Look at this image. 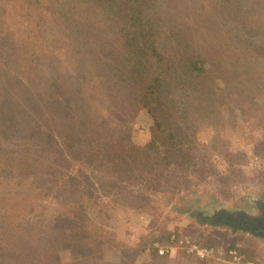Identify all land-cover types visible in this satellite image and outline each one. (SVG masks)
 Instances as JSON below:
<instances>
[{
  "label": "rangeland",
  "instance_id": "obj_1",
  "mask_svg": "<svg viewBox=\"0 0 264 264\" xmlns=\"http://www.w3.org/2000/svg\"><path fill=\"white\" fill-rule=\"evenodd\" d=\"M45 1L66 4L67 12L82 17L75 20L84 23L79 29L83 37L113 19L95 0ZM240 2L244 7L248 0L156 1L157 13L181 31L180 42L175 38L173 50L165 52L167 70L157 89L165 131L141 106L119 111L117 84L99 77L97 84H89L92 91L86 87L92 114L100 112L105 120L97 119L101 141L93 145L87 132L82 138L75 131L71 114L50 112L46 103L39 109V102L31 106L27 100L25 86L36 88L38 79L49 74L51 49L37 38L39 59L23 63L28 73L20 71L18 57L35 38L37 4L0 0V194L20 190V180L33 181L28 197L35 214L26 212L32 211L25 199L18 210L15 206L11 221L15 225L28 215L39 222L24 249L32 253L26 260L3 246L0 231V264H220L230 249L264 264V238L216 221L220 212L250 211L255 199H264V19L258 14L256 21L251 17L240 23ZM214 16V24H208ZM47 20V28L64 32L65 27ZM75 20L69 22L72 30ZM223 44L227 50L220 51ZM175 53L203 59V70L189 82L186 73L175 75L180 69L171 67L176 61L168 58ZM57 54L64 56V50ZM24 101L29 105L20 109L18 103ZM6 103L19 109L7 106V112ZM17 110L20 115H14ZM40 120L46 124L36 128ZM106 121L112 124L109 129ZM86 129L92 130L91 123ZM42 131L60 143L55 150H47ZM30 141L34 148L20 146ZM151 141L156 144L150 148ZM22 148L44 164L54 161L52 173L23 170ZM122 155L126 162L118 161ZM77 214L83 219H76ZM3 222L5 227L11 223ZM70 234L78 243L67 245ZM193 244L211 253L200 257L190 250ZM14 246L16 252L22 249Z\"/></svg>",
  "mask_w": 264,
  "mask_h": 264
},
{
  "label": "trees",
  "instance_id": "obj_2",
  "mask_svg": "<svg viewBox=\"0 0 264 264\" xmlns=\"http://www.w3.org/2000/svg\"><path fill=\"white\" fill-rule=\"evenodd\" d=\"M82 1L84 4L88 3V0ZM156 1L161 3L162 0H95V4L98 6L100 5L99 7L103 10L104 14H110L113 19H111V24L104 25V29H98L89 33L88 37H83L79 29L82 28L84 23L80 24L79 21L75 20L83 18H80V16L74 13L67 12V8H69L68 5L56 3L48 4L45 0H35L37 4V10L35 9V11L39 14L35 19V38L34 41L28 43V49L25 53L21 54L20 58L18 57L21 63L19 70L26 72L27 66H24L25 64L23 65V63H32L39 59V57H37L38 53L36 52L39 48L35 49L34 47V45H37V38H39L41 42L45 41L51 50L49 51L50 54H48V67L50 68L47 70L49 72H46L49 74L38 79L39 84L36 85V88H32L33 84H29V87L25 86L24 92L27 96L29 95V99L27 98V100L32 102L31 106H34L35 102H39L37 106L39 109H42L43 105L46 103L50 107L44 106V108H49L50 112H59L62 110L67 114H71L70 120H73V125L76 124V126L74 125L76 128L75 131L80 134L82 138H84L83 134L87 132L88 134H85L86 140H91L93 145L98 144L101 141L100 137L102 133L98 130L100 125L97 119H101L103 122L105 120L100 112L97 113L98 115L92 114L91 107H93V104L87 102L90 92L86 90V87L88 86L89 90L92 91L94 86H89V84H97L99 77L105 79L112 78L119 88L116 101L119 111L136 109L141 106L155 119L156 127L160 128L162 130L161 132L165 131L159 119L158 111L163 101L161 96L157 93V89L161 85L165 71L167 70L165 68L166 66H164L168 62L167 58H165V52L169 49L173 50L171 47L172 40L176 38V41L178 40L180 42V37L178 38L177 36L178 34L181 36V31L177 29L176 25L172 23L169 17L166 18L157 13L155 7ZM242 4L243 2H240V4L237 3L236 5H239V9H241L240 6H242ZM246 7L250 11H245ZM210 11L212 12L210 14H215V12H213L214 10ZM262 12H264V0H248L246 5L240 10V13L243 14L240 23L248 19L250 20L251 17L255 19L251 21H256L258 14H260L259 19H264L260 18ZM241 14H237V16L241 17ZM156 15L159 16L157 17ZM48 18L49 20H55L59 28L65 27L66 30L64 29V32H56L47 28L48 26L46 23L48 22ZM72 19L76 22L74 25L76 27L75 30H72L69 25ZM214 19H216L215 16L209 18L207 23L214 24ZM112 27L116 30L115 32ZM56 28L58 29V27ZM110 31L113 33L108 34ZM54 49H57L56 52L53 51ZM61 50H64V56L62 57L57 54V52ZM223 50H227L226 44H223L220 49V51ZM168 58L170 61H176L171 67L173 66L176 69H180L179 73L181 74L175 72V75L183 77L184 73H186L184 79H187L186 81L188 82L203 70V59L199 60L198 58H192L190 55L186 56L183 53L170 54ZM21 60H24V62H21ZM15 62L18 61L15 60ZM28 71L29 70H27V73ZM76 71H79V73L77 74ZM4 75L5 71H3L1 77ZM122 83H124V85ZM194 90L196 91V88ZM14 101H18V99H14ZM18 104H20V109H22V107L28 103L24 101V103ZM7 106L10 110L19 109L18 105L17 108L14 107V103H6V108ZM113 107L115 109V106ZM16 114L20 115V110L14 115ZM33 118L35 120L39 119L38 116L36 117L35 115H33ZM83 118L85 119L81 123V119ZM106 122L108 123L107 128L109 129L112 124L108 121ZM41 123L44 125L46 124L44 120H40V123L35 125V127H43ZM90 123L92 130H85V126ZM42 136H45V147H47L49 151L55 150V146L60 144L51 135L45 134L44 131H42ZM42 136L37 139H42ZM174 141L176 142L177 139H174ZM30 142H24L20 146L24 148H34L31 146L34 142ZM62 144L68 148L71 147L69 142H62ZM151 144L150 148L155 146L156 143L155 141H151ZM99 146L103 152L104 145L101 144ZM19 151L24 153L20 161V165H23V170L28 169L32 174L39 176H48L52 173L50 171H53L51 167L54 166V161L51 163L48 160V162H46L48 164H44L38 160V156L30 154V151H26L23 148ZM148 154L147 151L145 156L147 157ZM127 155L128 154L125 152L124 156ZM124 156H117L119 159L118 161L126 162ZM111 161L114 162V159ZM45 165H47L48 168L45 169ZM18 184L21 186L20 190H7L4 188L6 191L0 194V221L2 223L6 220L11 222L7 227L0 224V231L4 232H1V238H4L3 246L6 247L10 253H13L16 259L26 260L31 257L32 253L24 249L32 243L33 240L31 237L35 234L34 230H36L37 227L39 228V222L35 221V217L32 218L27 215L25 218H21L20 220L22 221L19 220V223L17 222L15 225L12 224L14 220L11 221V219L15 206L18 210V204H26V202H24L25 199L29 201L27 207L32 211L29 212L26 209V212L35 214L33 207L34 202L28 197L29 192L35 189L33 181L32 184L31 182L26 184L24 181L20 180ZM17 195H22V197ZM81 216L77 214L75 217L80 221V219H83ZM19 218L20 217H17V220ZM72 236L73 234H70V237L65 238L68 242L67 245L78 243L74 241L77 238L73 240ZM15 243H17L19 247H22L18 252H16ZM10 253H8L9 256ZM239 253L246 259L240 251Z\"/></svg>",
  "mask_w": 264,
  "mask_h": 264
},
{
  "label": "flooded vegetation",
  "instance_id": "obj_3",
  "mask_svg": "<svg viewBox=\"0 0 264 264\" xmlns=\"http://www.w3.org/2000/svg\"><path fill=\"white\" fill-rule=\"evenodd\" d=\"M250 211L237 209L232 212H220L217 222H223L232 230L255 234L264 238V199H255ZM218 217V216H217Z\"/></svg>",
  "mask_w": 264,
  "mask_h": 264
},
{
  "label": "built area",
  "instance_id": "obj_4",
  "mask_svg": "<svg viewBox=\"0 0 264 264\" xmlns=\"http://www.w3.org/2000/svg\"><path fill=\"white\" fill-rule=\"evenodd\" d=\"M190 250L195 251V253L200 256H208L211 253V250L205 248H198L197 245H191ZM163 250H159L162 253ZM227 258L222 259L220 264H256L254 261L244 259L235 249H230L227 252Z\"/></svg>",
  "mask_w": 264,
  "mask_h": 264
}]
</instances>
